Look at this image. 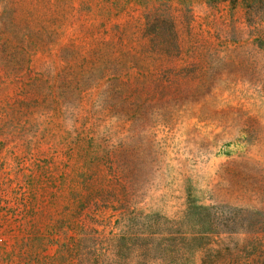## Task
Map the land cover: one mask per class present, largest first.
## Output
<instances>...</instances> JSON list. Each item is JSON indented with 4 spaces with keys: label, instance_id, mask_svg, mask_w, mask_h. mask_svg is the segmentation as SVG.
Here are the masks:
<instances>
[{
    "label": "rangeland",
    "instance_id": "rangeland-1",
    "mask_svg": "<svg viewBox=\"0 0 264 264\" xmlns=\"http://www.w3.org/2000/svg\"><path fill=\"white\" fill-rule=\"evenodd\" d=\"M261 40L239 1L0 0V264H264Z\"/></svg>",
    "mask_w": 264,
    "mask_h": 264
},
{
    "label": "trees",
    "instance_id": "trees-1",
    "mask_svg": "<svg viewBox=\"0 0 264 264\" xmlns=\"http://www.w3.org/2000/svg\"><path fill=\"white\" fill-rule=\"evenodd\" d=\"M212 3H215L217 1H229L232 3H236V2H241L244 7L248 10L249 13H256V12H264V0H209ZM259 44L262 46V48L264 49V41H259ZM159 225L158 223H152L151 225L148 226V230H145V239H149V237H151V235H156V233L154 231H152V229L154 228V226Z\"/></svg>",
    "mask_w": 264,
    "mask_h": 264
}]
</instances>
